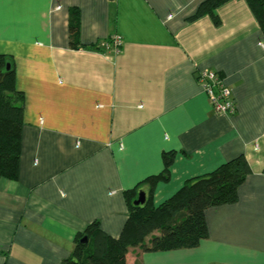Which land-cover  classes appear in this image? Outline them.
I'll list each match as a JSON object with an SVG mask.
<instances>
[{"label": "crops", "instance_id": "1", "mask_svg": "<svg viewBox=\"0 0 264 264\" xmlns=\"http://www.w3.org/2000/svg\"><path fill=\"white\" fill-rule=\"evenodd\" d=\"M202 1L0 0V55L13 60L24 109L19 177L0 179V264H61L94 221L118 238L124 192L159 174L168 152L154 206L240 155L250 174L236 203L205 211L197 247L129 248L126 264H264V35L244 0L220 6L218 26L186 21ZM113 37L118 54L83 48ZM200 70L224 79L233 114L213 111Z\"/></svg>", "mask_w": 264, "mask_h": 264}, {"label": "trees", "instance_id": "2", "mask_svg": "<svg viewBox=\"0 0 264 264\" xmlns=\"http://www.w3.org/2000/svg\"><path fill=\"white\" fill-rule=\"evenodd\" d=\"M230 1L203 0L186 21L209 16L218 26L216 10ZM244 1L264 35V0ZM68 33L71 48L82 46L78 43L79 11L76 8L69 10ZM83 48L104 49L99 44ZM7 63L10 69L3 72ZM23 120V93L15 88L13 60L0 55V179L16 181L19 177ZM174 156V152L164 153L163 170L159 174L147 177L124 192L128 216L118 238L107 235L99 222L94 221L76 234L74 248L61 264H126L129 248L141 247L147 253L167 252L192 249L207 239L205 211L237 202L238 189L250 174L249 166L240 155L209 173L186 180L175 194L154 206L153 190L158 183L169 180ZM143 188L147 191L146 200L144 204L135 205L134 200ZM83 238L86 240L81 242ZM147 238L148 245L145 244Z\"/></svg>", "mask_w": 264, "mask_h": 264}, {"label": "built area", "instance_id": "3", "mask_svg": "<svg viewBox=\"0 0 264 264\" xmlns=\"http://www.w3.org/2000/svg\"><path fill=\"white\" fill-rule=\"evenodd\" d=\"M57 10H59V7ZM101 46L104 49L112 47L115 54H118L122 46V41L118 37H113L109 43L102 44ZM196 81L206 94L211 108L217 115H229L235 112L232 92L226 86L224 79L216 72L200 70L196 73Z\"/></svg>", "mask_w": 264, "mask_h": 264}, {"label": "water", "instance_id": "4", "mask_svg": "<svg viewBox=\"0 0 264 264\" xmlns=\"http://www.w3.org/2000/svg\"><path fill=\"white\" fill-rule=\"evenodd\" d=\"M9 69H10V64L7 63V64H6V67H5V69H4L3 72L8 71ZM145 200H146V193H145L144 191L141 190V191L138 192L137 198L134 200V204H135V205H141V204H144ZM85 240H86V239L83 238V239L81 240V242H82V241H85Z\"/></svg>", "mask_w": 264, "mask_h": 264}]
</instances>
